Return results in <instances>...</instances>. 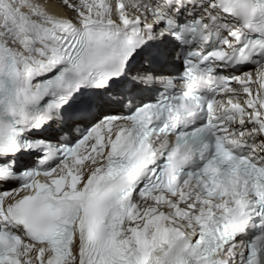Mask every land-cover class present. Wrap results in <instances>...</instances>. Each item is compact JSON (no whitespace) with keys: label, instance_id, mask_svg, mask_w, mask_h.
<instances>
[{"label":"snow or ice","instance_id":"snow-or-ice-1","mask_svg":"<svg viewBox=\"0 0 264 264\" xmlns=\"http://www.w3.org/2000/svg\"><path fill=\"white\" fill-rule=\"evenodd\" d=\"M0 264H264V0H0Z\"/></svg>","mask_w":264,"mask_h":264}]
</instances>
